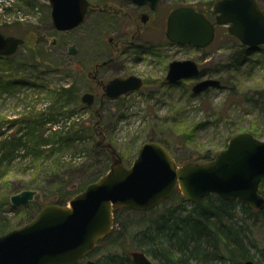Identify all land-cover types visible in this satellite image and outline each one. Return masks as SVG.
I'll return each instance as SVG.
<instances>
[{
    "label": "rangeland",
    "instance_id": "rangeland-1",
    "mask_svg": "<svg viewBox=\"0 0 264 264\" xmlns=\"http://www.w3.org/2000/svg\"><path fill=\"white\" fill-rule=\"evenodd\" d=\"M89 1L94 6L108 4L106 11L94 7L88 11L82 25L62 33L53 28L48 0H3L0 3V31L25 41L14 55L0 58V143L18 133L21 126L17 120L44 113V110L49 112V105L56 109L62 107L68 117L67 124L80 128L85 138L68 149L58 150L56 145L57 150L50 153L46 147L43 155L28 153L2 165L0 224L7 227V232L24 227L38 209L53 204L51 194L60 183L73 180V188L80 189L83 182L95 175H105L113 158L128 167L145 142L163 143L180 166L190 162L205 163L203 154H218L227 145V138L237 134L250 133L264 141V52L240 54L241 66L236 70L229 65L239 52V43L227 33L226 26H217L215 39L205 49L172 46L164 35L165 21L172 7H194L216 0H162L155 13L150 12V19L139 35L135 29L140 9L136 11L130 5L122 8V0ZM259 3L264 8V0ZM120 9L122 11L115 16L113 12ZM18 22L17 29L13 24ZM132 35L137 37L134 46L139 48L127 50L123 44V49L117 51L112 43L119 37L131 39ZM69 47L75 48L74 55L69 53ZM185 59L195 61L200 72L205 71L199 80L220 79L219 87L193 96V79L176 86L162 82L166 66L174 60ZM132 74L144 80L140 90L116 100L105 99L102 84ZM92 76H96L98 85L91 81ZM90 82L92 89L88 87ZM65 86H76L78 99H58V89ZM87 92L95 95L93 107L81 102ZM242 95L245 97H240ZM104 148L109 156L107 167ZM55 163H69L77 173L67 177L64 169L55 171ZM25 190H34L36 197L26 202L27 205L13 206L11 196ZM122 215L133 219L141 214L126 211ZM109 245L96 244L88 259L99 260L116 249L123 253L120 247ZM135 251L141 250H129L127 254ZM146 256L153 264H158L157 259Z\"/></svg>",
    "mask_w": 264,
    "mask_h": 264
},
{
    "label": "water",
    "instance_id": "water-1",
    "mask_svg": "<svg viewBox=\"0 0 264 264\" xmlns=\"http://www.w3.org/2000/svg\"><path fill=\"white\" fill-rule=\"evenodd\" d=\"M153 10L159 0H131ZM50 18L57 32H67L84 23L88 0H48ZM211 21L190 6L172 9L166 19V38L178 45L207 48L215 38V27L226 26L227 33L244 46L264 45V8L257 0H216ZM147 14L142 15L145 23ZM25 41L0 31V56L14 55ZM69 53H76L69 47ZM200 77L198 64L185 59L168 64L165 79L175 84ZM143 81L134 75L113 78L104 86L109 100L138 91ZM216 79L199 80L192 93L218 87ZM93 95L85 93L82 102L90 105ZM222 151L205 163L177 166L174 157L160 143L145 142L130 166L113 158L109 171L73 197L68 206H43L34 220L22 228L0 235V264H76L94 251L96 243L113 228L115 207L148 212L179 190L189 203L216 194L223 200H239L252 209L264 207L259 184L264 179V141L244 132L230 138ZM34 190L10 198L13 206L33 201ZM133 264H153L142 251L130 253ZM85 264H97L87 259ZM244 264H257L246 261Z\"/></svg>",
    "mask_w": 264,
    "mask_h": 264
},
{
    "label": "trees",
    "instance_id": "trees-1",
    "mask_svg": "<svg viewBox=\"0 0 264 264\" xmlns=\"http://www.w3.org/2000/svg\"><path fill=\"white\" fill-rule=\"evenodd\" d=\"M257 2L259 3V0ZM214 3L215 1H206L194 5L193 8L212 20ZM18 24L19 22L13 25H16L15 27L18 29L20 27ZM254 51L264 52V46L249 49L239 43V52L232 57L229 65L232 67L231 69L237 70L241 66L242 55L240 54H248ZM228 69L230 68L228 67ZM200 73L203 74L205 71ZM218 81L220 85L221 80ZM183 82L169 86H176ZM56 95L61 101L78 99L76 86L60 87ZM234 96L237 97L235 93ZM49 110L51 111L44 110V113H35L17 120L21 126L18 133L13 134L9 140L4 139L0 143V169L6 161H10L13 157L23 158L28 153L40 156L47 151V148H49L50 153H54V150L68 149V147H73L85 139L80 128H75L74 124H67L68 117L62 107L56 109L53 105H49ZM46 132H49L50 135H46ZM229 139L230 137L227 138L226 142ZM56 145L59 147L54 149ZM161 145L164 146L163 143ZM96 147L100 149L98 143H96ZM164 147L166 148V146ZM104 154L105 167H107L109 156L105 148ZM215 156V154L212 156L203 154L202 161H212ZM68 164L55 163V171L57 168L64 169L67 177H73L77 172ZM67 166L71 168L68 169ZM100 177H102L100 174L95 175L90 181L83 182L80 189L77 190L73 188L75 184L72 183L73 180L71 179L67 184L60 183L57 190L51 194L52 203L62 206L66 201L69 202L73 195L81 193V188ZM69 184H71L70 187L73 191L67 190ZM259 186V193L264 197V179ZM159 210L161 213L155 214ZM38 211L39 209L32 220L35 219ZM126 211L131 210L115 207L112 212L114 228L97 243L118 246L123 253L120 252V249H116L112 253L102 255L99 260H96L97 264H133L130 255L127 253L134 249L154 257L158 264H209L217 262L219 264H244L250 260L257 264H264V207L259 210L252 209L237 199L223 200L216 194L189 203L184 200L177 189L168 199L160 202L156 208L148 210V212L131 211L135 214H141L134 216L136 218H123L122 213H126ZM6 232L7 227L0 224V235H4ZM76 264H85V260L83 259Z\"/></svg>",
    "mask_w": 264,
    "mask_h": 264
},
{
    "label": "flooded vegetation",
    "instance_id": "flooded-vegetation-1",
    "mask_svg": "<svg viewBox=\"0 0 264 264\" xmlns=\"http://www.w3.org/2000/svg\"><path fill=\"white\" fill-rule=\"evenodd\" d=\"M123 2H121V4H122V8H124V7H128L129 5L130 6H132V7H134L135 9H136V11L137 10H141V11H139V13H138V17H137V19H138V22H139V24L137 23L136 25H137V27H136V29H135V32H136V34L137 35H139L140 33H141V31H142V28L145 26V24L148 22V20L150 19V12L151 13H155V11L157 10V8L159 7V5L161 4V1L162 0H159L158 1V3H157V5H156V7L152 10L150 7H149V5L148 4H146V5H136L135 3H133L131 0H122ZM88 2H89V8H88V10H87V13H88V11L89 10H91L92 8H94V7H98V9H99V11H106L105 9H106V7H107V5L108 4H105V3H101V4H97L96 6H94V5H92L91 3H90V1L88 0ZM183 6H187V5H183ZM183 6H181V7H183ZM100 7V8H99ZM102 7V8H101ZM191 7V6H190ZM177 8H180V7H177ZM193 8V7H192ZM172 9H175V7H172ZM172 9H170L169 11H168V15L170 14V12L172 11ZM196 10V9H195ZM121 12L122 10L120 9V10H117L115 13L113 12V14L115 15V16H117V12ZM197 11V10H196ZM119 12V13H120ZM198 12H200V11H198ZM87 13H86V15H87ZM143 14H147V20H146V22L145 23H143L142 21H141V19H142V15ZM204 14V13H203ZM85 15V16H86ZM87 17V16H86ZM168 17V16H167ZM86 19V18H85ZM167 19V18H166ZM165 24H166V21H165ZM166 26H167V24H166ZM215 28H217V27H215ZM165 31H166V27H165V30H164V35H165ZM127 34V33H126ZM126 34H125V36H126ZM216 36V35H215ZM137 39V37L136 36H134V35H132V38L131 39H126V38H122V37H119L118 38V40L117 41H114L113 42V39L112 38H110L109 39V41L110 42H113L112 44H115V46H116V48H117V51H119V49H123V48H121V45H123V44H125L126 45V48H127V50H130V49H132V48H137L138 46H134V42L135 41H137L136 40ZM167 39V38H166ZM168 40V39H167ZM169 41V40H168ZM169 43L172 45V46H174V45H178V44H176V43H171L170 41H169ZM139 48V47H138ZM195 48V47H194ZM197 49H201V48H198V47H196ZM166 73L164 74V78L163 79H161L162 80V82H164L165 84H168L167 83V81H166V79H165V75L167 74V71H168V65L166 66ZM132 75H134V76H137V77H139L138 75H135V74H132ZM202 75L203 74H201L200 73V77H197V79H193V80H195V83L192 85V86H194L196 83H198V81H199V79H202L201 77H202ZM204 76V75H203ZM125 77H130V76H125ZM140 78V77H139ZM96 76H92L91 77V81H94L95 83H96V85H98L99 83L96 81ZM141 79V78H140ZM111 80V79H110ZM142 80V79H141ZM186 80H192V79H186ZM186 80H181V81H178V82H183V81H186ZM143 81V83H144V80H142ZM109 82V81H108ZM107 82V83H108ZM178 82H176V83H178ZM106 83V84H107ZM106 84H102L101 85V90H102V93H103V88H104V86L106 85ZM143 85V84H142ZM168 85H171V84H168ZM174 85V84H173ZM191 86V87H192ZM88 87L90 88V89H92V83L90 82V85L88 84ZM142 88V87H141ZM192 90V89H191ZM88 93H90V92H88ZM90 94H92L93 95V100H92V103L90 104V105H86L87 107L89 106V107H93V106H95V103H96V101H95V95L93 94V93H90ZM103 95H104V97H105V99L106 100H109L108 98H106V96H105V93H103ZM111 100V99H110ZM109 100V101H110ZM103 101H104V99H103ZM103 101H101V103L100 104H102L103 103ZM81 102H82V97H81ZM83 103V102H82ZM84 104V103H83ZM85 105V104H84ZM85 259H87V257L86 258H84V260Z\"/></svg>",
    "mask_w": 264,
    "mask_h": 264
},
{
    "label": "built area",
    "instance_id": "built-area-1",
    "mask_svg": "<svg viewBox=\"0 0 264 264\" xmlns=\"http://www.w3.org/2000/svg\"><path fill=\"white\" fill-rule=\"evenodd\" d=\"M3 0L0 1V3L2 2Z\"/></svg>",
    "mask_w": 264,
    "mask_h": 264
}]
</instances>
